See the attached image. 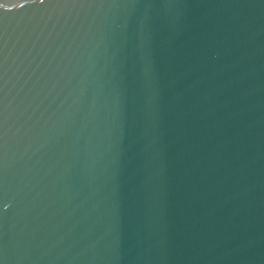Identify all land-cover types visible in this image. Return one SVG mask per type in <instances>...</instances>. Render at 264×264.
<instances>
[{
    "label": "water",
    "instance_id": "water-1",
    "mask_svg": "<svg viewBox=\"0 0 264 264\" xmlns=\"http://www.w3.org/2000/svg\"><path fill=\"white\" fill-rule=\"evenodd\" d=\"M0 264H264V0H0Z\"/></svg>",
    "mask_w": 264,
    "mask_h": 264
}]
</instances>
